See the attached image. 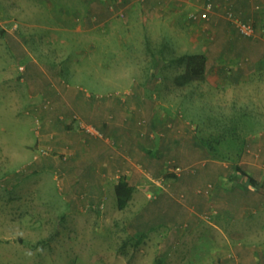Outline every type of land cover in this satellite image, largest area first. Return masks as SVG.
<instances>
[{"label": "crops", "instance_id": "crops-1", "mask_svg": "<svg viewBox=\"0 0 264 264\" xmlns=\"http://www.w3.org/2000/svg\"><path fill=\"white\" fill-rule=\"evenodd\" d=\"M81 3L85 11L74 12L56 11L55 3H48L51 20L65 31H71L69 24H77L73 31L77 35L73 39L75 47L70 50L68 44H61L59 51L53 40H47L49 51L57 52L60 63L57 70H52L51 65V71L42 74L59 86L53 87V93L43 83L31 102L40 96L46 101L51 94L57 105L53 108L43 103L33 108L42 127L37 132L40 136L37 145L54 154L38 159L33 164V173L10 170L5 173L6 178L4 174L0 177V182L5 183L0 184V212L6 209L7 219L4 223L0 217V250L11 251L1 252L0 264H45V257L52 259L48 264H63L59 259L65 258V248L82 247L87 254L100 237L111 243L108 252L101 247L97 263H114L121 256L112 252V248L121 234L128 241L141 240L139 244L144 247L145 242L154 238L164 248H217L221 242L218 236L225 233V218L237 223L264 209V196L249 185V180H243L239 172L257 180L258 165L255 161L234 165L215 158L200 139V131L178 116L172 104L180 99L174 87L187 89L190 85L178 86L159 76L165 69L183 70L179 58L164 59L161 51L149 50L139 59L140 53L132 46L140 39L141 29H148L146 41L157 38V24L162 22L167 24L165 39H184L196 47L199 43L195 39L203 40L206 32L199 23L207 22L209 36L214 34L221 43L210 46L204 42L205 53L181 55H205L206 68L209 56L215 60L221 57L220 60L225 57L231 62L236 60L239 66L247 51L260 53L264 49V0H81ZM207 3L214 5L209 20L196 23L191 15L203 12ZM236 20L252 22L258 37L243 36ZM119 22L125 24L122 32L116 31ZM196 26L202 29L194 31ZM217 46H222L220 54L214 51ZM30 58L39 66L33 55ZM88 65L94 66L101 76L96 88L112 89L113 96L94 98L66 88L71 84L69 80L84 87L81 81H75L76 72ZM240 68L241 77L244 68ZM207 79L206 74L204 81ZM181 94L185 101L192 93L186 90ZM52 181L58 182L60 188L58 200L45 192L39 194L40 198L33 195L32 191L44 189ZM120 183L132 189L123 209L119 208L116 191ZM154 198L158 206L147 203ZM163 198L168 201L166 207L159 203ZM150 211L163 217L164 229L143 225L145 218L151 216ZM207 213L211 214L212 222L204 220ZM193 239L197 244L191 242ZM127 244L123 245V251L125 247L129 249ZM228 244L229 241L223 242L224 246ZM163 252L156 263L175 264L168 257L171 254ZM25 254L30 255L26 258ZM233 261L223 255V263Z\"/></svg>", "mask_w": 264, "mask_h": 264}, {"label": "rangeland", "instance_id": "rangeland-1", "mask_svg": "<svg viewBox=\"0 0 264 264\" xmlns=\"http://www.w3.org/2000/svg\"><path fill=\"white\" fill-rule=\"evenodd\" d=\"M51 2L55 3L54 8L56 11L67 12L69 10L74 12L77 9L85 11L81 0H0V177L4 174L6 178L5 173L10 172V170L15 173L18 171L20 173H33V164L38 159L54 154L37 145V143H40V136L37 132L42 127L37 120L38 117H35L33 108L42 106L43 103L49 104L53 108L57 105L51 98V94L46 101L43 96H40L31 102V97L37 95V91L44 86L43 83H47L48 88H51L49 90L52 92L54 86H59L58 82L42 74V72L46 73L45 70L51 71V68H49L51 65H53L52 70H57L60 63L57 52L54 49L49 51L51 48L48 41L53 40L56 50H61V44H68V49L72 50L75 47L73 39L77 36L73 31L76 29L77 24H69L71 31H65L56 21L51 20L50 14L52 11L48 7V3ZM197 22L199 21L197 20ZM124 25L123 22H119L116 31L122 32ZM199 25L204 27L206 32H204V37H201L203 40L195 39V42L199 43L196 47H192L191 41L189 43L184 39L173 41L165 39V35H168V31L165 30L167 24L160 22L157 24L158 28L155 31L157 38L148 40L149 42L146 41L145 33L148 29H141L139 31L140 39L133 43L132 49H136L137 53H140L139 59L143 58L144 53L149 50L161 51L164 59L181 58L183 56L181 53H205L204 42L212 46L219 44L220 40L214 34L209 36L207 22L199 23ZM106 26L104 25L103 28H106ZM200 26H196V28L194 26L193 30L202 29ZM185 31H188V29ZM60 39H63V41H60ZM149 43H151V46ZM226 45L228 44L226 43ZM218 46L214 51L220 54L222 46ZM30 54L36 58L39 66L34 65ZM72 58L74 57L72 56ZM237 58H240V56H237ZM220 59L215 60L214 57L209 56V65L206 68L209 79H207V82L201 81L202 84L195 82L190 84L187 89L174 87L173 91L180 94V99L172 104L178 116H181L183 120L188 121L200 131L201 140H208L216 147L215 150L219 157L215 158L228 163L232 162L234 165L240 162L255 161L258 165L255 175L256 181L264 190V49L260 53L247 51L246 55L242 59L240 58L242 63L239 66L235 62L236 60L231 62L226 57L223 60ZM152 63L154 65V62ZM257 65L260 66V69L257 68L256 70ZM242 66L244 76L240 77V70L242 71L240 67ZM95 69L91 65L81 67L76 72L78 76L75 81H81L84 87L81 88L77 83L69 80L71 84L66 88L94 98L100 95L113 96L114 91L112 89L96 88V83L101 80V76L95 72ZM182 71L172 68L165 69L159 73V76H162L163 80L166 79L167 82L175 84L174 78ZM53 78H56V76L54 75ZM72 80H74V77ZM186 90L187 93L192 94L190 98L184 101L181 98L183 95L181 93L183 91L185 93ZM233 128L237 130L236 135L233 133L230 135ZM250 135H253L258 142L256 143V140L252 139ZM243 166L246 168V163ZM246 169L250 171L249 168ZM241 177L243 180H248L247 174H241ZM58 190L60 188L58 182L55 181L53 183L48 182L44 189L37 188L32 193L36 195L35 197L40 198L39 194L45 192L50 198L58 200ZM258 194L264 196L259 191ZM6 197L9 199L8 193ZM150 202L152 205L156 204L158 206L155 198L153 201H147V203ZM167 202L163 198L159 203L166 207ZM156 206L153 208H156ZM262 206L264 207V205ZM256 208H259V206ZM5 210L3 209L2 213L0 212L1 220L4 223L7 221ZM150 213L151 216H146L143 225L146 227L147 224V227L150 228L164 229V226H162L163 219L161 220L163 217L157 214L156 211H150ZM7 218L9 219V217ZM122 220L120 219V221ZM204 220L212 222L211 214H205ZM185 222L183 223L186 224ZM207 222H205L206 225ZM116 224L118 228H121L119 223ZM223 225L225 233L218 236V241L221 242H218L217 248L206 247L201 249L194 246L164 248L162 242L154 238L145 242L147 245L144 247L145 245H142L141 240L128 241L121 234L120 239L115 238L112 248V252H116L117 256L121 257L114 263H107L157 264L158 256L166 251V253L171 254L167 256L176 261L175 264H225L223 263L224 254L229 259L235 260L231 264H264V209L258 210L256 214L249 217L245 216L242 221L237 223H232L230 220L226 221L225 218ZM225 240L229 241L228 246L223 245ZM139 241H141L140 244ZM193 241L194 239L191 242ZM128 242L129 249L125 247L123 251V245L128 246ZM110 243L108 239L100 237L87 254L84 252L85 248L67 247L65 248V258L63 256L59 260L63 264H102L97 263L100 261L96 257L99 255L101 247L108 252ZM193 243L197 244L196 241ZM118 248L121 249L119 253H117ZM4 250L8 251L7 253L11 252L5 248L0 250V254ZM23 252L29 253L28 250H23ZM29 255L25 254V257L28 258ZM122 256H124L123 262ZM92 260L95 263H90ZM51 261L52 259L49 260V257H45L44 263L48 264Z\"/></svg>", "mask_w": 264, "mask_h": 264}, {"label": "trees", "instance_id": "trees-1", "mask_svg": "<svg viewBox=\"0 0 264 264\" xmlns=\"http://www.w3.org/2000/svg\"><path fill=\"white\" fill-rule=\"evenodd\" d=\"M178 60L180 63H182L181 65H183L184 67L183 71L174 78V82L178 86L185 87L186 85H190L192 82H201L206 79L205 55L187 54L179 58ZM232 130L233 131L230 133V135L232 133L236 135L237 134L236 128H233ZM202 141L204 142V144L207 146V148L210 150V152L214 157H219L218 153L215 150L216 147L213 144L208 142V140H202ZM238 170H240V168H238ZM239 172L244 174L243 171H239ZM248 180L250 186L256 188L260 193L264 194V190L261 188V186H259V183L254 178L248 176ZM116 191L119 198L118 199L119 208L123 209L129 200V196L131 195L132 189L128 188L126 183H120L117 186ZM123 196H126V198Z\"/></svg>", "mask_w": 264, "mask_h": 264}, {"label": "built area", "instance_id": "built-area-1", "mask_svg": "<svg viewBox=\"0 0 264 264\" xmlns=\"http://www.w3.org/2000/svg\"><path fill=\"white\" fill-rule=\"evenodd\" d=\"M213 8L214 5L212 3H207L203 12L199 14H192L190 18L196 21H207L209 20V13L213 10ZM236 26L240 33L247 38H253L257 35V29L252 23L236 20Z\"/></svg>", "mask_w": 264, "mask_h": 264}]
</instances>
